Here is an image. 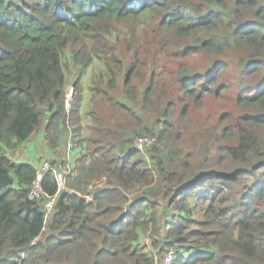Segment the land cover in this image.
I'll list each match as a JSON object with an SVG mask.
<instances>
[{
    "label": "trees",
    "instance_id": "obj_1",
    "mask_svg": "<svg viewBox=\"0 0 264 264\" xmlns=\"http://www.w3.org/2000/svg\"><path fill=\"white\" fill-rule=\"evenodd\" d=\"M123 22L153 26L160 53L208 59L197 72L184 65L175 74L178 93L196 108L231 88L228 56L236 54L237 112L220 117L213 150L201 144L199 157L197 151L183 155L179 133L178 144H168L172 98L156 95L154 69L139 94L133 83L141 68L137 51L129 63L119 61L104 89H96L100 101L134 128L106 144L87 140L92 149L75 141L80 101L65 108L60 53L80 37L103 39L114 50L106 44L110 25ZM91 47L98 56L101 46ZM72 58L87 67L92 55L77 50ZM39 128L49 148L65 134L62 143L75 163L63 190L48 172L44 194L30 199L44 159L16 163L7 154ZM127 131L155 139L144 151L151 167L134 149L124 152L119 139ZM102 177L105 187L86 201L92 182ZM154 184L158 192L142 190ZM48 197L55 201L45 220ZM155 197L176 209L166 225L156 215ZM196 208L201 221L193 219ZM148 229L160 236L151 237L159 259L139 245ZM168 251L176 254L173 264H264V0H0V264H159Z\"/></svg>",
    "mask_w": 264,
    "mask_h": 264
},
{
    "label": "rangeland",
    "instance_id": "obj_2",
    "mask_svg": "<svg viewBox=\"0 0 264 264\" xmlns=\"http://www.w3.org/2000/svg\"><path fill=\"white\" fill-rule=\"evenodd\" d=\"M153 26H144L138 22L130 25L128 23L111 24L110 30L113 34L110 36V42L106 43L112 46L114 50L105 48V42L103 39L98 42H92L84 37L77 39L75 45H68L61 51V61L65 73V108L70 109L71 102L74 100L80 101L78 108V115L80 117L81 129L77 138L82 140L81 144H86L84 147L92 149V145H87V140H100L104 144L112 142L117 136V132L120 133L124 129L132 130L134 124L131 120L124 119L123 115L115 112L111 106L104 103L102 100V94L96 92L105 88L106 81L110 79V74L115 71L120 60H127V63L135 59L133 52L137 51L138 59L141 63V68L137 72L136 78L133 83L137 85L139 94L143 88L148 85L150 70L154 69L157 72V79L155 85V92L157 96L163 98H172L173 108L169 117V123L172 126L167 131L171 135L167 138L168 144L171 145L177 139L175 134L179 133L178 141L179 147L183 150V155L186 152H196L199 157V146L201 144L209 145V148L213 150V135L220 128L219 119L226 113L236 114V96L240 90L241 80L236 70V62L238 57L235 53H231L228 56L229 62L232 64L230 86L228 91L216 96L212 95L208 98L201 108H196L192 103H189L181 93H178V89L175 83V74L177 70L182 66H187L194 72L201 70L207 63L205 56H198L183 60L176 57L173 53L166 50L161 51L162 44L156 45L158 34L152 30ZM100 45L101 49L98 56L93 55L92 47ZM81 50V52H88L92 55V59L87 67L81 65V63L73 60L72 56L75 51ZM113 60V61H111ZM108 61V62H107ZM77 82V87H74V83ZM185 105H188V111L184 116H181V111ZM140 110L137 109V112ZM144 117L146 114L141 113ZM112 120V121H111ZM111 121V122H110ZM70 124V123H69ZM69 124H64V129L68 131V135H72V128ZM43 125V124H42ZM70 130V131H69ZM67 133V132H66ZM167 134V133H166ZM73 136V135H72ZM136 135H133L130 131L124 133V138L119 139L121 147L124 152L134 149L133 140ZM148 136V135H145ZM168 136V135H167ZM71 137V136H70ZM42 128L36 130L30 137L27 144H33L35 140L38 141V145L34 149L35 157L34 163L39 162V158L46 160L50 167L48 172H52L56 175L62 174L66 178L65 173L68 169L71 170L75 163V158H72V152L67 147V141L64 145L62 142L65 140V134L61 139V143L56 148H49L47 144L41 140ZM154 139V138H153ZM175 141V144H178ZM25 143V144H26ZM119 143V142H118ZM156 144L154 139V145ZM161 147V146H160ZM29 147H27L28 149ZM26 149V146H25ZM26 149V150H27ZM135 150V149H134ZM22 148L18 151L8 153L7 155L12 159H16L20 155ZM139 153L140 157L148 162L149 166H152V161L146 156L145 150L142 152L135 150ZM144 152V153H143ZM33 153V155H34ZM79 155L76 157L78 158ZM139 156L133 160H137ZM183 159V157H181ZM39 168V167H38ZM64 183H65V179ZM62 180V182H63ZM106 179L99 178L92 182L89 187V194L85 197L88 202L92 201V195L95 191L101 190L105 187ZM157 184L142 189L148 194L158 192ZM63 190V189H61ZM156 209V215L164 220L163 225H166V215L172 214V210H176L174 207L168 208L167 201L160 197L151 199ZM181 216H186L184 211H181ZM179 214V213H178ZM194 221H201L202 213L199 208H196L192 212ZM177 214L172 216L175 219ZM171 217V215L169 216ZM151 229L144 230L139 238V245L146 247V250L152 257L159 259L157 249L152 247L151 243ZM155 240L160 239V236H153Z\"/></svg>",
    "mask_w": 264,
    "mask_h": 264
},
{
    "label": "built area",
    "instance_id": "obj_3",
    "mask_svg": "<svg viewBox=\"0 0 264 264\" xmlns=\"http://www.w3.org/2000/svg\"><path fill=\"white\" fill-rule=\"evenodd\" d=\"M152 145H153V139L150 138H135L133 140L134 149L140 152L146 150ZM49 167L50 165L47 161L43 160L40 162L39 168L37 170L36 178L32 182L30 187V191L28 195L30 199H38L42 197V195L44 194L41 187V181L43 176L48 173ZM69 172L70 169H68V171L65 173V176H67ZM63 179H65L64 176L62 174H59L57 179L59 190L64 189ZM54 201H55V197H51V198L48 197V201L44 205L45 220L49 218V214L52 210ZM175 260H176V254L173 251H168L163 255L159 264H173Z\"/></svg>",
    "mask_w": 264,
    "mask_h": 264
},
{
    "label": "crops",
    "instance_id": "obj_4",
    "mask_svg": "<svg viewBox=\"0 0 264 264\" xmlns=\"http://www.w3.org/2000/svg\"><path fill=\"white\" fill-rule=\"evenodd\" d=\"M41 140H43L42 142L46 144V142L44 141V138H42ZM38 141L39 140H35L33 142V144H29V143L27 144L26 143V144L22 145L20 147V148H22V151H21L20 155L17 156L15 160L12 159L11 157H10V159L13 160L16 163H30L32 165H36V161L34 163V159L33 158L35 157L34 149L39 144ZM25 146H26V149H27V147H29V148L26 150L25 149ZM20 148H19V150H20ZM33 153H34V155H33ZM170 215L172 216L171 213H169L168 215H166L167 216L166 217V220L169 219V216ZM163 222H164V220H162V223Z\"/></svg>",
    "mask_w": 264,
    "mask_h": 264
}]
</instances>
